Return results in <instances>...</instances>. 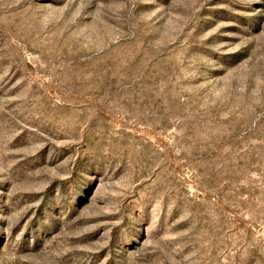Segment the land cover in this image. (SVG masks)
Masks as SVG:
<instances>
[{
  "label": "rangeland",
  "instance_id": "1",
  "mask_svg": "<svg viewBox=\"0 0 264 264\" xmlns=\"http://www.w3.org/2000/svg\"><path fill=\"white\" fill-rule=\"evenodd\" d=\"M0 264H264V0H0Z\"/></svg>",
  "mask_w": 264,
  "mask_h": 264
}]
</instances>
